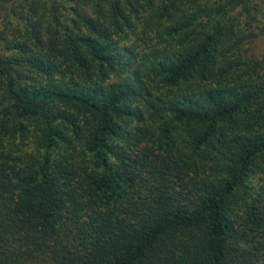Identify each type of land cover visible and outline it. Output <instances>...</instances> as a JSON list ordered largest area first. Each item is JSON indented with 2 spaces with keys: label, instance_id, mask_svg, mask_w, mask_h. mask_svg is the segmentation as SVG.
<instances>
[{
  "label": "trees",
  "instance_id": "1",
  "mask_svg": "<svg viewBox=\"0 0 264 264\" xmlns=\"http://www.w3.org/2000/svg\"><path fill=\"white\" fill-rule=\"evenodd\" d=\"M0 264H264V0H0Z\"/></svg>",
  "mask_w": 264,
  "mask_h": 264
}]
</instances>
